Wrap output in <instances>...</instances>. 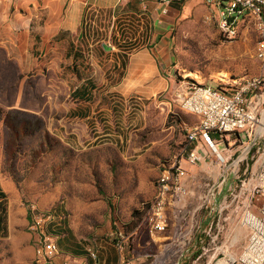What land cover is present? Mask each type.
<instances>
[{
    "label": "rangeland",
    "instance_id": "obj_1",
    "mask_svg": "<svg viewBox=\"0 0 264 264\" xmlns=\"http://www.w3.org/2000/svg\"><path fill=\"white\" fill-rule=\"evenodd\" d=\"M137 2L132 0L128 6H119L113 12L85 10L82 28L90 32V36L81 43L94 47L90 48L92 52L87 49L80 53L77 66L84 78L90 77L94 82L97 92L105 91L104 72L111 73L112 87H116L119 78L126 74L130 85L135 83L139 75L134 66L136 53L141 48L150 49L162 40L156 36L159 35L158 26L151 15L155 0L144 3V9ZM34 42L37 44L38 38ZM166 42L171 58L168 69L177 84L176 90L159 91L151 98L153 101L142 102L155 111L152 118L155 135L162 137L165 135L161 130L163 126L175 125L173 131L183 139L182 148L187 129L195 126L197 119L180 110L175 97L178 85L193 82L216 88L225 77L264 74V65L254 57L256 34L253 28L249 27L246 37L241 35L240 29L236 41L224 39L218 31L217 19L200 0L193 1L175 17ZM40 54V51H34L33 58H38L37 63L41 65L34 63L20 69L0 49V264H32L34 236L30 231L29 208L33 204L40 211L57 209L68 216L66 233L69 241L64 238L60 244L67 254L77 249L85 256L86 247L98 253L114 245L120 246L117 252L120 264H193L200 253L209 254L220 247L226 255L237 256L247 231L238 224L235 215L230 218L227 217L229 212L216 215L208 235L198 231L199 227L204 229L201 224L207 221L213 196L217 201L223 200L228 186L235 184L236 180L229 174L227 183L219 187L220 168L216 178L185 170L190 185L180 214L183 220L178 219L182 230L177 233L174 251L189 249L188 254L182 261L156 256V247L140 227L142 211L154 195L160 163L176 155L177 149L167 156H160L154 163L142 165L137 158L142 154L140 150L131 153L134 157L127 162L122 155L124 148L113 145L85 152H75L64 146L45 130L44 93L49 89L58 93L59 99L61 93L68 92L67 86L72 90L76 82L70 76V67H53L44 73V56ZM114 62L120 64L118 69L112 68ZM62 79L66 80L67 86L62 85ZM152 81L150 77L139 87L146 88ZM113 93L114 111H117L114 115L119 121L124 109L137 108L138 101L131 98L130 103H124L122 98L116 97L115 90ZM172 94L170 106L154 104L167 102ZM6 118L15 131L6 129L3 124ZM180 122L187 127H180ZM260 123L254 147L250 145L253 137L248 141L232 136L217 145L218 149H223L228 164L239 158L241 162L236 164V170L240 179L260 169L264 153V112ZM123 132L120 134L124 137ZM135 134L141 138V132L131 135ZM216 222H219L220 233L213 240ZM184 229L186 233L182 234ZM143 254L146 256L142 257ZM204 257L194 264H203Z\"/></svg>",
    "mask_w": 264,
    "mask_h": 264
},
{
    "label": "crops",
    "instance_id": "obj_2",
    "mask_svg": "<svg viewBox=\"0 0 264 264\" xmlns=\"http://www.w3.org/2000/svg\"><path fill=\"white\" fill-rule=\"evenodd\" d=\"M131 1L0 0V49L6 53L7 57L14 60L20 69L32 66L34 63L36 66L42 64L37 63L38 58H33L34 51H40L42 54L40 56H44V73L49 72L53 67H61L62 69L70 67V76L76 82L72 90L67 86L66 80L62 79V85L67 86L68 92L61 93V98L58 99L59 94L52 93L49 89L44 93V126L46 132L75 152H85L106 145L124 148L122 155L127 162H131L129 160L134 157L131 156V153L134 154L140 150L142 154L137 158L144 165L145 163H154L160 156H167L171 150L177 149L179 151L181 144H183V139L173 131L175 125L163 126L161 130L165 132L164 136L155 135L152 119L155 111L146 107L142 101L150 100L159 91H167L173 88V91L176 90L177 84L168 69L171 58L168 54L170 46L166 42L167 35L175 17L195 0H189L182 4L171 3L168 12L165 14L161 12L162 5L159 0H155L153 3L156 6L151 15L156 26H158L159 31L157 30V33L161 35V37L156 36L162 40L150 49L141 48L140 51H136L134 66L139 75L135 78V83L132 82L130 85L129 75L126 74L119 78L116 87H112L110 86L113 80L111 73L106 74L104 72V77H102L105 83V91L97 92L94 82L91 81L90 77L84 78L82 71L77 66L80 53L83 50L87 51V49L92 52L90 48L94 47L91 44L83 45L81 43L87 38L86 36H90V32H86V29L82 28L85 10L92 9L95 13L110 10L113 12L119 6H128ZM144 3H151V0H138L137 5L144 9ZM208 10L212 17L217 19L215 12ZM248 30L247 25H242L241 35L246 37ZM37 38L39 42L36 44L34 40ZM114 64L113 69L120 67L119 63L114 62ZM146 71L148 75L145 74ZM150 77L153 80L150 86L141 89L139 86L145 84ZM107 85L109 86L108 89ZM113 90L117 94L116 97L122 98L124 103H130L129 100L132 99L138 101L135 104L137 108L129 106L124 109L123 117L119 121L114 115L117 111H114ZM172 100L173 94L168 97L167 102H155L154 104L156 106L163 104L170 106ZM179 126L187 127L183 122H180ZM123 131H125L124 137L120 134L124 133ZM138 132L142 133L141 138H137L140 133L131 135ZM158 149L161 150L156 153ZM215 162L211 155H207L196 166L183 164V168L194 175L199 173L216 178L219 174V167ZM184 185L188 190L190 181L187 177L184 179ZM67 219L68 216H65L63 229L67 227ZM203 224L205 226V222ZM58 237L59 245L64 238L67 239L66 234ZM154 246L157 251L156 256L164 257L166 260L175 258L182 261L188 254L174 251L175 240L172 226L163 235L160 242ZM109 247L102 248L104 251H98L97 262L88 259L87 264H120V257L117 253L120 248L114 245ZM69 255L86 258V255L82 256L77 249ZM144 255L141 256L144 257Z\"/></svg>",
    "mask_w": 264,
    "mask_h": 264
},
{
    "label": "built area",
    "instance_id": "obj_3",
    "mask_svg": "<svg viewBox=\"0 0 264 264\" xmlns=\"http://www.w3.org/2000/svg\"><path fill=\"white\" fill-rule=\"evenodd\" d=\"M187 1L159 0L161 12L167 13L171 3L182 4ZM200 1L215 12L218 31L224 39L237 40L242 25L252 27L256 34L254 57L264 65V0ZM175 97L180 110L195 117L197 124L187 129L184 145L178 153L160 163L154 195L146 204L140 227L146 231L152 244L159 243L171 226L176 239L177 233L182 230L178 219L183 220L180 214L188 194L184 185L187 172L183 164L196 166L207 155H211L222 170L219 187L227 183L229 174L236 181L228 186L223 200L214 201L216 197L213 196L204 229L199 227L198 231L208 235L212 232L216 215L229 212L227 217L235 215L238 224L246 229L247 236L235 257L226 255L220 247L209 254L200 253L196 261L206 256L203 264H264V153L259 171L240 179L236 170V164L241 162L239 158L228 164L223 149L217 147L232 136L248 141L253 137L250 145H256L264 112V74L257 77H225L216 88L187 82L178 85ZM29 213L30 231L34 236L32 264H87L88 259L97 262V252L90 247L84 249L86 258L69 255L59 248V237L54 232L62 227L65 220L63 214L56 210L40 211L34 204L30 206ZM218 223L213 240L220 233ZM185 233L184 229L182 234Z\"/></svg>",
    "mask_w": 264,
    "mask_h": 264
},
{
    "label": "trees",
    "instance_id": "obj_4",
    "mask_svg": "<svg viewBox=\"0 0 264 264\" xmlns=\"http://www.w3.org/2000/svg\"><path fill=\"white\" fill-rule=\"evenodd\" d=\"M4 126H6V129L8 130V131H11V132H13V131H15V129H14V127H12V126H10L9 124H8V119L6 118V119H4ZM42 132H43V134L45 133V131L44 130H42ZM1 192V191H0ZM2 195L0 194V202H1V200H2ZM145 209H146V205H145ZM145 209L142 211V216H143V214H144V211H145ZM57 212H59V213H61V214H63L64 216H66V214L63 212V211H60V210H57V209H55ZM64 226V221H63V223H62V227ZM62 227H60V228H57V229H55V232H54V234H56L57 236H61L62 234H66V236L68 235L67 233H66V229H63ZM59 244V243H58ZM59 248H60V245H59ZM61 249V248H60ZM62 250V249H61ZM74 256V255H73ZM77 257V256H76Z\"/></svg>",
    "mask_w": 264,
    "mask_h": 264
}]
</instances>
